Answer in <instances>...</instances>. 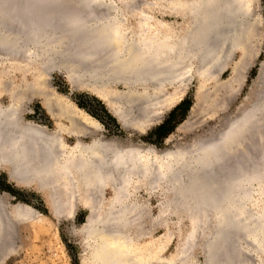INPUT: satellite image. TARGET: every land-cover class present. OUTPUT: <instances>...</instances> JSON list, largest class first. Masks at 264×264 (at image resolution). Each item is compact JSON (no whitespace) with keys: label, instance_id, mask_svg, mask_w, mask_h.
I'll list each match as a JSON object with an SVG mask.
<instances>
[{"label":"bare ground","instance_id":"6f19581e","mask_svg":"<svg viewBox=\"0 0 264 264\" xmlns=\"http://www.w3.org/2000/svg\"><path fill=\"white\" fill-rule=\"evenodd\" d=\"M74 1L82 8H75L74 2L71 5L75 10L71 8V14L67 17L66 9L70 11V5L57 6L64 8L66 14L63 10H53V6L57 8V4L62 5L61 0H0V46L8 47L12 51L9 53L17 50L15 55L31 58L34 64L30 70L33 82L26 78L19 87L10 88L14 81L5 80L8 84L6 88L4 86L5 91L2 89L7 94L8 102L3 104L0 97V172L5 171L9 180L19 187L35 185L42 192H47L56 215L62 218L68 215L65 211L71 210L67 208L73 202L71 200L78 201L80 195L87 202L89 215H93L98 204L104 200L105 191L110 190L115 194V205L108 209L104 224L114 220L122 224L132 216L137 218L142 206L132 204V196H136L139 190L149 192L169 187L177 196L173 200L190 208V214L196 221L195 230L201 232L213 216L218 217L205 241L206 247L213 245L210 251L217 253L211 258V252L208 253V248H205L208 264H249L246 256L241 257L244 249H252L256 256L260 253L264 255V206L262 210L256 209L261 202L257 196L264 195V169H258L260 160L253 159L252 154L247 156L243 149L246 145V150L249 148L253 151L254 133L264 126V94L254 103H249L247 111L224 129V135L219 140L198 141V145L183 150L165 151L163 161L159 163L155 150L142 149L140 144L115 136L108 138L99 135L102 123L77 107L68 95L50 88L46 78L48 71L54 70L57 64H64L68 67L66 77L72 86L77 84V78L86 76L92 84L99 82L106 87H125L124 92H114L108 88L105 96L100 98L122 128L137 133L148 130L164 117L160 110L166 100V88L176 82L183 84L187 81L191 75L190 61L195 59L197 68L207 78L213 79L215 88L196 94L191 114L193 116L201 110L204 111L203 115L216 113L226 105L228 91L224 92L221 85L229 84L226 81L218 83L217 75L230 63L232 51L246 36L247 25L252 24L242 11L246 9L245 2L171 0L172 12L184 17L182 25L175 28V41L168 36V42L162 43L156 39H134L127 34L128 37L122 38L124 40L119 41L121 44L118 42L120 45L117 47L114 36L122 30L120 27L126 16L125 11L112 0H106L107 4L104 0L90 3L87 0ZM248 1L251 3L253 0ZM64 2L69 3L67 0ZM123 3L129 13L138 14L141 11H136L137 6L130 2L124 0ZM5 9L9 10L8 14H4ZM146 14H140L144 19V23H141L145 27L142 30L144 34L149 32L147 28L151 26L149 21L145 23ZM5 18H10L11 24L18 23L15 32V29L4 26L2 20ZM27 30L34 38L26 35ZM91 31L95 35L89 36L96 48L104 46L101 54L78 46V37ZM117 37L120 39L121 36ZM32 47H41L42 54L36 55ZM33 97L41 99L43 108L54 121L55 129L26 119V103ZM63 120L68 122L67 125ZM85 137L89 138L88 142L83 140ZM178 153L181 157H170ZM228 155L231 156V165L230 160L226 159ZM143 158L147 160L145 164ZM136 175L140 177L139 181H136ZM2 199L0 249L6 251L2 252L0 262L12 251L17 221L34 216L28 205L18 204L10 208ZM115 212L116 217L112 216ZM107 226L112 227L107 224L105 229ZM109 231L113 233L112 228ZM115 231L114 235L108 234L107 237L116 236ZM119 232L120 235L124 233ZM191 236H194L193 232ZM190 245L192 243L184 245V253L192 249L193 245ZM119 256L120 251L117 250L114 255H103L107 262L116 261Z\"/></svg>","mask_w":264,"mask_h":264},{"label":"rangeland","instance_id":"374dc122","mask_svg":"<svg viewBox=\"0 0 264 264\" xmlns=\"http://www.w3.org/2000/svg\"><path fill=\"white\" fill-rule=\"evenodd\" d=\"M67 1L69 2L68 4L64 0H61L63 2L61 3L62 5L54 3L56 7L70 5L71 7L67 6L70 7V11L66 9L67 14L64 8L60 9L53 6V10H63V13L68 17L71 14V8H73L71 4L74 2L76 3L73 4L75 8L79 10L82 8L81 4H78L77 1ZM112 1L118 4L126 13L120 27L122 30L119 29V32L116 31L118 34H113H117L116 37L114 36L115 45L119 41H123L124 39L122 38L128 36L134 39H156L157 42L160 41L162 43L168 42L166 39L168 36L171 41H175V36L173 35L175 28H179L178 25H182L184 17L172 12L170 6L171 0H125L135 5V7L137 6L136 11L141 9L139 11L140 14H148H146L145 23L149 21L151 26L147 28L149 32L147 31L145 34L142 31L145 27L141 25V23H144V19L140 17V14L129 13L128 8L123 3L124 0ZM242 1L243 3L245 2L246 7L242 11L246 15V20L252 22V26L247 25L246 36H244V39L239 43L237 48L232 51L230 63L217 75L218 83L226 81L229 84L221 85L224 92L228 91L226 94V105L221 107L220 111L217 110L216 113H205L203 115L204 111L201 110L196 111L193 116L191 114L192 107L195 105L196 94L208 88V90L215 88L213 79L207 78L205 73H202L197 68L195 59L190 61L192 65L191 75L187 81H185L186 76L183 84L176 82L166 88V95L164 96L166 100L162 101L163 104L160 110V113L164 117L160 122L154 124L144 132L136 133L122 128L100 98V96H105V93L109 90L108 88H112L114 92L126 91L123 86L115 88L113 85L106 87V85L99 82L92 84L86 76L77 78V84L72 86L66 77V74L69 72L68 67L64 64H61V66L57 65L54 70L46 73L48 86L50 88L53 87L60 94L68 95L77 107L93 118L98 119L102 123L98 121L102 126L101 131L98 132L99 135L109 138L115 136L123 141L140 144L142 149L155 150L160 157L156 159L159 163L163 161L162 154L165 151L183 150L192 145H198V141L209 142L219 140L224 135V129L235 121L238 116L243 115L247 111L249 103H254L260 95L264 94V0H253L251 3L248 0ZM104 3L107 4L108 1L104 0ZM73 10L75 9L73 8ZM63 13L60 15L62 18H65L63 17ZM148 17L150 19H147ZM5 19L11 22L10 18ZM152 23L156 24L153 25ZM65 35V38H67L68 35ZM118 35L119 37L121 36L120 39L117 37ZM119 43L117 47L121 44ZM40 48L32 47L31 50L35 49L34 52H36V55H39L42 54ZM7 54H3L4 56L0 54V97L3 104L8 102L7 94L3 92L8 84L5 83V80L7 82L12 80L16 83L13 82L11 86L8 85L10 88L19 87V84L23 83L26 78L31 82L34 81L33 74L30 73L34 65L32 59H24L21 56L15 55V53L7 52ZM43 75L45 74L43 73ZM186 98L192 101L190 110L183 117L179 113L172 122L174 125L173 131L166 137L160 138L156 134V128L164 123L169 117L171 110ZM26 105L28 109L26 119L34 121L37 124L40 123L39 125L42 124L49 129H55L54 121L43 108L40 98L33 97ZM63 123L67 125L68 122L63 120ZM254 135V139L252 138L253 151L248 146L246 150L245 145L243 148L245 149L244 153H247V156L252 154L253 159L257 158L260 160L258 161L259 166L257 168L264 169V126L257 128ZM208 138L209 140L206 141L205 139ZM83 140L88 142L89 138L85 137ZM226 159L230 160L231 156L228 155ZM142 161L144 163L147 160L143 158ZM231 163L232 161L230 160L229 164L231 165ZM7 175L5 171L0 172V198H4L10 208L18 204L28 205L34 216L30 219L17 221V231L13 235V241L16 243L12 241V251L0 264H116V262L117 264H208L204 244L211 232L209 230L214 227L213 225L218 221V217L215 218L213 216L201 232L197 229L196 231L194 228L196 221H194V217L190 214V208L188 209V206L183 205L182 202L174 201L173 199L177 196L172 193L169 187H162L156 191L149 190V192L145 189L139 190L135 193L136 196H132V202H134L132 204L138 203L142 206L141 211L138 213L139 215L136 216L137 218L132 216L128 222L119 223L120 225L115 220L113 222L110 221L107 224L112 227L107 226L109 229L106 227L108 229L106 230L105 225L107 224H104V222L109 214L107 213L108 209H110V206L113 208L112 205H115V194L110 190L105 191V198L98 204V209L93 214L94 216L89 215V211L86 208L87 202L83 200V195H80L78 196L80 198L78 201L74 202V200H71L73 202L70 201L69 207H67L68 205L65 206L69 209L71 208L72 211L65 208L64 210L68 212L65 211L64 213L66 215L68 213V215L62 218L56 215L52 199L47 192H42L35 185L19 187L11 182ZM135 177H137L136 181L140 180L138 175ZM141 178L145 179L143 176ZM161 182L166 181L161 180ZM259 187L256 186L255 188ZM259 196H257V199L261 200V202L257 204L256 209L262 210L264 206L262 197L264 195ZM116 213H113L112 216L116 215ZM102 224L104 225L102 226ZM111 228L112 234H115V230L117 234L116 236H112L113 238L107 237L108 234V236L112 235L111 231H109ZM101 229L104 231H101ZM120 230L121 233L124 232L121 235L127 236V238L124 239L120 235ZM192 232L194 236L190 238L189 235ZM186 243H192L193 247L191 249L190 246L192 245L188 246L189 248H187L191 250L184 253L182 249ZM104 248H106L105 252L103 251ZM1 250L0 256L3 254L2 252L6 251ZM116 250L120 251V256L117 259L121 263L118 260L107 262L103 255L106 253L114 255ZM255 254L256 252L252 249H244L241 257L246 256L245 259L250 260L248 261V263L250 262L249 264H252V261L253 264H264L262 261L264 260V255L260 253L259 256H256ZM253 257L255 261L252 260Z\"/></svg>","mask_w":264,"mask_h":264},{"label":"water","instance_id":"95a60500","mask_svg":"<svg viewBox=\"0 0 264 264\" xmlns=\"http://www.w3.org/2000/svg\"><path fill=\"white\" fill-rule=\"evenodd\" d=\"M96 0H87L86 2H95ZM9 13V10H7V9H5L4 10V14H8ZM4 21V22H3ZM2 22L4 23V26H6V27H8L9 29L10 28H12V30H14L13 32H15L17 29H18V25H17V23L16 24H11V22H8V21H6V20H2ZM15 23V22H14ZM95 32H96V30H94ZM94 31L91 33H86V34H81V36H79L78 37V40H79V42H78V40H77V42H78V46L79 47H81V48H84V49H89V50H95L94 51V53H100V52H102V48L104 47V46H102V48H96V45L95 44H93V42L94 41H91V40H93L92 39V37H90L89 35H93L94 34ZM0 33H1V29H0ZM97 33H99V32H97ZM100 34V33H99ZM29 38H34V36L32 35V33L29 31V30H27V34H26ZM95 35V34H94ZM88 36V38H86ZM93 38H95L94 36H93ZM2 47V48H1ZM98 47V46H97ZM0 48H1V50H0V54H3V52H4V54L5 53H7V52H12L8 47H6V46H0ZM97 49V50H96ZM14 53L15 54H17V50L15 51V49H14ZM98 53V54H99ZM18 54H23V52H19ZM101 54V53H100ZM58 66H60L59 64H57ZM66 76H67V74H66ZM213 110V109H212ZM117 119V118H116ZM118 121V120H117ZM119 122V121H118ZM109 138V137H108ZM178 155H179V157H181V154L180 153H178V154H172L170 157H172V159H175L174 158V156H177L178 157ZM183 155V154H182ZM201 161V160H200ZM204 163H206V162H204ZM157 177H159V173H157ZM198 180V179H197ZM194 182H196V181H194ZM193 182V183H194ZM198 183H200L199 181H197ZM197 185V184H196ZM1 199V198H0ZM206 241V240H205ZM204 246H205V248H206V250H207V248H208V253L209 252H211V253H209V254H211V258H212V256H213V258H214V256H216V252H214V251H210V250H212L211 249V246H213V245H209L208 244V247H206V245L204 244ZM214 252V253H213ZM230 257H232V256H230Z\"/></svg>","mask_w":264,"mask_h":264},{"label":"trees","instance_id":"16d2710c","mask_svg":"<svg viewBox=\"0 0 264 264\" xmlns=\"http://www.w3.org/2000/svg\"><path fill=\"white\" fill-rule=\"evenodd\" d=\"M192 106V101L188 98L183 99L174 109L171 110L169 117L156 128V134L160 138L166 137L174 129L173 120L180 113L181 117L185 116Z\"/></svg>","mask_w":264,"mask_h":264}]
</instances>
